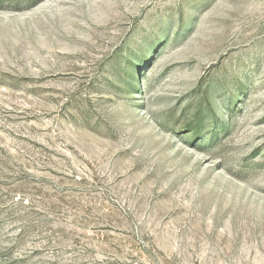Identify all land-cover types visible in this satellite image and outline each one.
Returning a JSON list of instances; mask_svg holds the SVG:
<instances>
[{"label":"rangeland","instance_id":"1","mask_svg":"<svg viewBox=\"0 0 264 264\" xmlns=\"http://www.w3.org/2000/svg\"><path fill=\"white\" fill-rule=\"evenodd\" d=\"M0 264H264V0H0Z\"/></svg>","mask_w":264,"mask_h":264}]
</instances>
